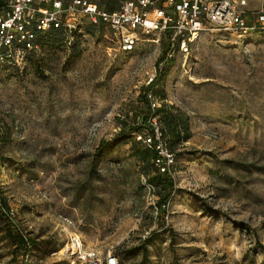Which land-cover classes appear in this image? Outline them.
Wrapping results in <instances>:
<instances>
[{
  "label": "rangeland",
  "instance_id": "374dc122",
  "mask_svg": "<svg viewBox=\"0 0 264 264\" xmlns=\"http://www.w3.org/2000/svg\"><path fill=\"white\" fill-rule=\"evenodd\" d=\"M81 22L64 44L41 34L37 53L0 70V197L13 217L11 233L0 216V264H83L67 252L75 233L102 259L124 252L122 264L142 263L144 248V264H264V33L244 42L205 32L187 57L158 66L165 36L141 33L124 53L108 27L93 34ZM167 67L156 90L190 116L193 135L175 153L176 190L161 208L129 145L94 153L142 122L143 90Z\"/></svg>",
  "mask_w": 264,
  "mask_h": 264
},
{
  "label": "built area",
  "instance_id": "2783aa9c",
  "mask_svg": "<svg viewBox=\"0 0 264 264\" xmlns=\"http://www.w3.org/2000/svg\"><path fill=\"white\" fill-rule=\"evenodd\" d=\"M252 0H121L110 11L92 0H0V67L21 66L39 51L41 34L63 28L72 35L88 18L91 24L105 25L112 35L109 40L120 52L133 53L140 42V34L159 33L169 40V57H184L205 32H224L241 41L254 34L264 33V0L260 9L248 10ZM156 73L150 77L149 84ZM152 109L159 106L148 94ZM151 129L137 137L145 146L155 148L159 156L156 165L162 173L171 174L175 165L172 153L162 136L157 118L149 120ZM148 195L155 187L144 179ZM2 211L8 219L11 212ZM67 252L83 264H120L112 251L102 259L97 252L88 251L80 234H72Z\"/></svg>",
  "mask_w": 264,
  "mask_h": 264
},
{
  "label": "trees",
  "instance_id": "16d2710c",
  "mask_svg": "<svg viewBox=\"0 0 264 264\" xmlns=\"http://www.w3.org/2000/svg\"><path fill=\"white\" fill-rule=\"evenodd\" d=\"M100 7L107 8L110 11H114L116 8L108 7L100 3ZM105 25L96 26L89 22L88 32L96 34L95 29H103ZM81 29L80 26L78 28ZM75 30L72 33L77 34L79 30ZM49 36L48 43L55 45V43L64 44L67 41L68 33L65 32L63 28H58L49 32L44 33ZM262 34V33H260ZM166 37V36H165ZM167 39V53H165L157 60L156 64L160 66L162 62H166L173 56L169 57V40ZM37 44L40 46V37L37 41ZM71 49H73L72 56L78 57L82 54V50L77 42L71 43ZM9 65L0 67V70L6 69ZM169 72V67L167 69H160L155 76V79L144 88V102H145V115L142 118V122L133 123L132 125L124 123L121 128V131L112 139L103 140L99 143L97 150L94 153V160L100 159L105 152L108 150H114L124 145H129L131 147V154L134 158L142 164L143 174L145 179L155 187V193L160 195V201L158 206L163 208L171 201L173 197V192L176 190L175 180L169 173H162L159 167L156 165V160L158 159L159 153L155 148L147 147L142 142L137 140V137L140 136L147 129H151L149 120L151 118H157L159 122L160 129L162 131V136L167 142V146L172 153H176L179 148H182L184 144L190 141L192 138L193 132L190 128V116L185 112H182L175 105H169L167 103V96L165 90H156V86L159 83H164L165 78ZM151 93L154 97V100L159 102L154 110L151 106V101L148 97V94ZM1 141V138H0ZM96 166L95 162H93ZM3 200L0 197V216H3L7 221L10 232L12 230V220H9L7 216H4L2 209ZM17 232V231H16ZM12 233V232H11ZM14 240L17 243L19 248L25 249V254H29L31 248L29 246V240L26 239L20 232H17L14 236ZM129 252V251H128ZM125 252V255L128 254ZM113 254L118 258L120 264H122V258H124V252H113ZM147 256V249L144 248L143 253V262L144 264ZM120 257V258H119Z\"/></svg>",
  "mask_w": 264,
  "mask_h": 264
}]
</instances>
